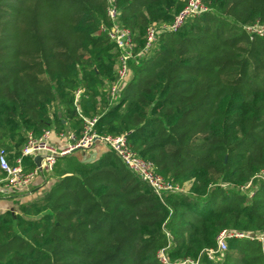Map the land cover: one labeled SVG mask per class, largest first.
Listing matches in <instances>:
<instances>
[{"label": "trees", "instance_id": "1", "mask_svg": "<svg viewBox=\"0 0 264 264\" xmlns=\"http://www.w3.org/2000/svg\"><path fill=\"white\" fill-rule=\"evenodd\" d=\"M109 4L0 0V146L12 161L30 133L81 137L97 119L179 190L159 197L111 149L61 156L40 197L0 213V264H264L248 236L209 256L222 230L264 232V36L246 28L264 23V0H204L150 48L149 26L186 0H115L135 44L116 99Z\"/></svg>", "mask_w": 264, "mask_h": 264}, {"label": "built area", "instance_id": "2", "mask_svg": "<svg viewBox=\"0 0 264 264\" xmlns=\"http://www.w3.org/2000/svg\"><path fill=\"white\" fill-rule=\"evenodd\" d=\"M109 2L108 15L112 20V25L110 27L102 26V29L107 32L119 53L120 64L117 70V81L111 88V95L113 99H116L123 84L130 76L128 61L135 56V44L130 29L118 23L119 10L116 7L115 0H109ZM206 11H208V7L204 4V0H186V5L171 23L162 24L161 26L156 24L149 26L145 48H150L156 42L160 32L175 31L188 18L201 15ZM246 28L250 33L264 36V23H255ZM96 121L97 119L86 120L85 129L81 137H77L74 133L56 134L50 129L44 130L39 136L30 133L20 155L12 161L6 150L0 146V168L5 173V176L0 178V190H29L39 176L53 171L59 157L69 155L77 150L94 151L99 143L111 149L127 165L130 171L145 181L159 197L162 198L164 192H176L179 190L178 185H174L171 180L166 179L156 171L153 162L142 158L132 149L127 139V134L99 136L94 131ZM55 135L66 138V144L59 146L54 143L53 136ZM36 156L42 157L41 162L39 164L36 163L35 168L27 169L24 163L25 157L35 159ZM245 236L257 238L264 243V232L252 235L225 229L218 235L217 249L210 250L209 256L213 258L217 251L226 250V239L228 237L241 238ZM159 256L162 262H168L167 256L163 251H160ZM189 263L193 264V261L187 260L184 262V264Z\"/></svg>", "mask_w": 264, "mask_h": 264}, {"label": "crops", "instance_id": "3", "mask_svg": "<svg viewBox=\"0 0 264 264\" xmlns=\"http://www.w3.org/2000/svg\"><path fill=\"white\" fill-rule=\"evenodd\" d=\"M63 123H65V120H63ZM53 141L59 146H64L66 144V138H61L57 135L53 136ZM107 150H108L107 147H105L102 143H99L96 146L94 151L77 150V151H74L73 154L85 162H90V161H87V159L91 157L92 153H96L95 158H97L99 155H101ZM52 180L53 179L45 180L42 176H39L35 180V182L30 186L29 190H25V191L0 190V213L5 212L15 207L17 208V204L19 202L31 201L34 198L40 197L39 195H41V192L43 191L44 186L49 187L48 183H51Z\"/></svg>", "mask_w": 264, "mask_h": 264}, {"label": "water", "instance_id": "4", "mask_svg": "<svg viewBox=\"0 0 264 264\" xmlns=\"http://www.w3.org/2000/svg\"><path fill=\"white\" fill-rule=\"evenodd\" d=\"M96 153H92L91 157L87 159V161H92L95 159ZM42 157L41 156H36L35 157V163L39 164L41 162Z\"/></svg>", "mask_w": 264, "mask_h": 264}, {"label": "rangeland", "instance_id": "5", "mask_svg": "<svg viewBox=\"0 0 264 264\" xmlns=\"http://www.w3.org/2000/svg\"><path fill=\"white\" fill-rule=\"evenodd\" d=\"M50 184H51V183H48V186H50ZM46 188H48V187H47V186H46V187L44 186V189H46ZM44 189H43V191H45ZM43 191L41 192V195H42ZM18 194H19V193H18ZM41 195H39V196H41ZM34 199H36V198H34Z\"/></svg>", "mask_w": 264, "mask_h": 264}]
</instances>
